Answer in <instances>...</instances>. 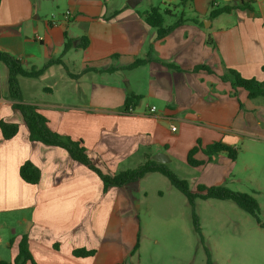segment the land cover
Segmentation results:
<instances>
[{"label":"crops","instance_id":"0c3cea01","mask_svg":"<svg viewBox=\"0 0 264 264\" xmlns=\"http://www.w3.org/2000/svg\"><path fill=\"white\" fill-rule=\"evenodd\" d=\"M127 1L0 0V51L26 69L55 62L39 78L19 77L24 102L39 108L53 132L82 140L95 163L112 174L148 160L179 173L175 162L188 165L198 141L202 147H238L244 139L263 145L264 98L250 99L221 76L233 69L264 81V0H148L143 10L146 0L135 8ZM153 7L171 12L166 26L181 13L185 23L157 39V30L140 16ZM224 7L234 9L211 17ZM66 10L70 21L62 17ZM52 14L59 25L49 24ZM66 43L71 47L63 53ZM137 59L148 61L128 69ZM199 66L212 72L196 71ZM8 79L0 62V120L19 127L10 140L0 129V261L13 264L26 237L37 264L124 262L137 244L135 185L151 178L164 182L163 175L150 173L138 184L104 192L100 177L65 149L30 140L9 99ZM130 93L141 99L125 115ZM196 158L205 161L192 167L199 173L196 187L224 184L237 162L225 154L208 161L199 152ZM26 161L41 171L36 185L20 177ZM80 248L96 254L74 256Z\"/></svg>","mask_w":264,"mask_h":264},{"label":"rangeland","instance_id":"374dc122","mask_svg":"<svg viewBox=\"0 0 264 264\" xmlns=\"http://www.w3.org/2000/svg\"><path fill=\"white\" fill-rule=\"evenodd\" d=\"M154 3L160 4L159 0ZM147 6L148 0L139 8ZM251 143L248 139L240 142L233 175L219 186L253 194L264 220V144ZM175 163L180 171L175 173L195 189L198 170L178 159ZM161 178L164 182L151 178L143 181L141 188L135 185L134 194L140 198L139 216L134 220L138 249L126 260L134 257L136 264H207L210 257L213 264H264V229L246 211L230 200L197 199L192 206L167 178Z\"/></svg>","mask_w":264,"mask_h":264},{"label":"trees","instance_id":"16d2710c","mask_svg":"<svg viewBox=\"0 0 264 264\" xmlns=\"http://www.w3.org/2000/svg\"><path fill=\"white\" fill-rule=\"evenodd\" d=\"M233 7H224L216 9L211 12V17H217L222 14L230 13ZM172 15L169 10H161L158 7H153L149 11L140 14L145 23L157 30V39H162L170 34L173 30L185 23L184 14L178 15V19L172 25H165L166 17ZM176 17V15H175ZM87 46L84 44L83 47ZM70 44L66 43L64 52L70 49ZM59 61V60H58ZM147 59H137L128 69H134L141 65H144ZM0 62H3L9 69V99L14 101L13 107L23 115L24 121L30 132V140L32 142H40L47 146H55L65 149L73 160L85 165L94 173H96L104 184V192L110 188H125L131 183H135L143 179L147 174L160 173L171 183L173 187L183 193L189 203L193 206L195 200L202 199H217V200H230L233 201L242 210L246 211L252 218L256 220L258 225L264 229V220L261 218L260 206L254 197V195L248 193L233 192L224 186H206L198 185L196 189L192 190L186 179L179 177L175 171L166 165L159 164L155 161L148 160L146 163L138 166L135 169H129L126 171L112 174L108 171L100 168L95 161L89 156L86 147L82 140H73L69 136L61 135L53 132L48 127L47 118L42 115L39 108L36 105L28 104L24 102L22 91L20 88L19 77L25 78H39L43 75L45 69L55 63L54 61L48 62V64L37 69L32 67L26 69L22 62L13 57L12 55L0 51ZM205 69L209 72L212 70L206 66H199L195 70ZM264 70V66H263ZM221 79L226 82H230L233 89L237 90L242 88L248 92L250 99L264 98V81L260 82L256 79L243 78L237 71L233 69H227L221 76ZM141 97L133 93H130L126 99L122 114L129 115L132 112L129 109H133L139 103ZM0 129L4 140H10L18 133L19 127L16 124H10L4 120H0ZM202 152L207 156L208 161H212L216 156L220 154L227 155L232 161H235L239 155V148L224 144L222 142H214L210 145L202 147L200 141L194 146L188 153L187 163L190 167L202 166L205 161L198 160L196 155ZM20 177L28 184L36 185L41 180V171L32 162L26 161L20 167ZM196 231L200 232L197 224L195 223ZM138 244L132 251L131 255L137 252ZM96 254L95 250H87L84 248L75 249L73 255L76 257H89ZM0 264H12L6 261H0ZM13 264H37L30 253L28 240L24 237L19 246L18 256ZM119 264H135L132 261L125 260ZM207 264H213L210 257H208Z\"/></svg>","mask_w":264,"mask_h":264},{"label":"built area","instance_id":"2783aa9c","mask_svg":"<svg viewBox=\"0 0 264 264\" xmlns=\"http://www.w3.org/2000/svg\"><path fill=\"white\" fill-rule=\"evenodd\" d=\"M62 17L65 21H70L73 18V14L70 10H66L63 14ZM49 24L52 26H57L60 24L59 16L57 14H52L51 17L49 18ZM156 110L155 107L151 108V111L154 112ZM130 112H133V108L131 107L129 109ZM175 130V128H173ZM1 242V239H0Z\"/></svg>","mask_w":264,"mask_h":264},{"label":"water","instance_id":"95a60500","mask_svg":"<svg viewBox=\"0 0 264 264\" xmlns=\"http://www.w3.org/2000/svg\"><path fill=\"white\" fill-rule=\"evenodd\" d=\"M143 0H128L127 3L131 8H135L138 4H140ZM160 161V160H159ZM161 163H165L164 161H160Z\"/></svg>","mask_w":264,"mask_h":264}]
</instances>
